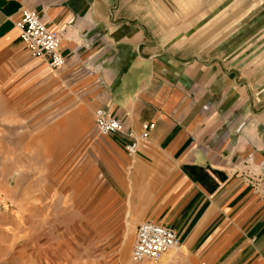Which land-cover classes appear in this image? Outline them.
Instances as JSON below:
<instances>
[{
    "label": "crops",
    "instance_id": "crops-1",
    "mask_svg": "<svg viewBox=\"0 0 264 264\" xmlns=\"http://www.w3.org/2000/svg\"><path fill=\"white\" fill-rule=\"evenodd\" d=\"M229 1L0 0V51L25 49L14 22L37 11L60 35L62 86L120 120L104 180L124 222L174 231L159 264H264V13L226 33Z\"/></svg>",
    "mask_w": 264,
    "mask_h": 264
},
{
    "label": "rangeland",
    "instance_id": "rangeland-1",
    "mask_svg": "<svg viewBox=\"0 0 264 264\" xmlns=\"http://www.w3.org/2000/svg\"><path fill=\"white\" fill-rule=\"evenodd\" d=\"M225 6L226 33L264 13V0ZM23 49L0 51V264H159L163 256L131 260L137 227L104 180L112 149L90 98L62 86L55 70H29L40 58ZM36 87L48 91L43 102L22 98Z\"/></svg>",
    "mask_w": 264,
    "mask_h": 264
},
{
    "label": "built area",
    "instance_id": "built-area-1",
    "mask_svg": "<svg viewBox=\"0 0 264 264\" xmlns=\"http://www.w3.org/2000/svg\"><path fill=\"white\" fill-rule=\"evenodd\" d=\"M14 25L19 30V40L31 58L43 59L52 70L64 65L65 60L60 52V35L44 24L37 11L29 8L21 9ZM93 121L96 131L103 136L118 133L122 129L120 120L102 107L94 109ZM152 128L153 123H143L139 137L147 138ZM125 135L130 142L125 143L123 149L128 156H131L136 151V138L131 131ZM177 245L178 239L171 228L154 222H142L135 230L130 257L136 263L155 262Z\"/></svg>",
    "mask_w": 264,
    "mask_h": 264
},
{
    "label": "bare ground",
    "instance_id": "bare-ground-1",
    "mask_svg": "<svg viewBox=\"0 0 264 264\" xmlns=\"http://www.w3.org/2000/svg\"><path fill=\"white\" fill-rule=\"evenodd\" d=\"M149 264V263H148ZM151 264V263H150Z\"/></svg>",
    "mask_w": 264,
    "mask_h": 264
}]
</instances>
